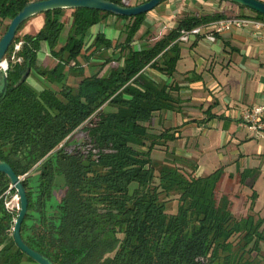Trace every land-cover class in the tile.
I'll use <instances>...</instances> for the list:
<instances>
[{
    "label": "trees",
    "instance_id": "trees-1",
    "mask_svg": "<svg viewBox=\"0 0 264 264\" xmlns=\"http://www.w3.org/2000/svg\"><path fill=\"white\" fill-rule=\"evenodd\" d=\"M37 1L0 0V24ZM107 1L132 7L130 0ZM65 11L71 23L58 46ZM42 15L35 35L18 36L29 20L18 28L4 59L21 41V62L8 64L0 94V163L22 178L27 197L23 243L51 264H264V216H233L228 194L220 192L223 169L199 177L193 163L168 152L176 138L157 133L153 121L171 110L170 89L143 75L150 68L172 76L180 32L222 17L183 14L160 39L135 50L146 14L123 18L79 9ZM109 17L125 23L119 39L97 33L87 45L89 30ZM41 42L56 62L50 70L36 65ZM86 67L95 72L85 77ZM27 69L28 78L33 73L41 80V91L27 80L18 85ZM70 76L81 80L69 85ZM154 150L167 158L152 161ZM253 179L248 170L237 175L251 190ZM9 187L0 173V264H35L9 238L13 216L4 202L15 194L4 196ZM256 198L252 191L249 211Z\"/></svg>",
    "mask_w": 264,
    "mask_h": 264
},
{
    "label": "crops",
    "instance_id": "crops-1",
    "mask_svg": "<svg viewBox=\"0 0 264 264\" xmlns=\"http://www.w3.org/2000/svg\"><path fill=\"white\" fill-rule=\"evenodd\" d=\"M247 12L219 0H167L145 15L132 47L139 50L157 41L175 27L183 14L198 17L219 15L226 19L251 16ZM62 20L70 26L69 11L64 12ZM43 23V15L30 19L22 34L35 35ZM124 24L114 17L107 18L89 30L87 45L97 33H102L107 40H118ZM179 50V60L172 76L150 68L143 73L154 83L169 87L173 100L171 110L156 114L154 127L174 134L176 141L172 147L167 146L176 156L196 161V176H207L221 167L225 172L231 171V175L251 171L253 188L259 195L256 201L264 202L260 197L264 190L259 194L255 190L257 185L264 188V136L260 140L251 138L240 120L246 110L264 105V40L253 38L249 30H234L217 35L213 43L202 38L191 39L179 44ZM55 64L48 45L41 42L36 65L50 70ZM106 70L107 67L100 75ZM94 72L95 69L86 67L83 75L86 77ZM33 80L38 89L31 86L41 91L40 80ZM80 80L75 77L73 84ZM175 143L179 145L175 147ZM189 145L200 150L190 153L186 150ZM193 152L197 155L194 156Z\"/></svg>",
    "mask_w": 264,
    "mask_h": 264
},
{
    "label": "water",
    "instance_id": "water-1",
    "mask_svg": "<svg viewBox=\"0 0 264 264\" xmlns=\"http://www.w3.org/2000/svg\"><path fill=\"white\" fill-rule=\"evenodd\" d=\"M165 0H148L142 4L132 7H121L107 0H42L32 2L24 6L15 17L9 22L5 33L0 38V66L3 65L5 54L14 41L18 28L31 18L42 15L50 11L57 10H93L110 14L114 17L133 18L139 15H145L157 8ZM228 3L242 7L255 14L264 17V2L259 0H225ZM27 69L20 78L18 85L24 83L29 75ZM7 88L6 74L0 72V94H3ZM0 173L9 181L11 188L14 189L19 199V211L12 229V239L17 249L26 255L36 264H51L40 254L29 249L21 240L20 228L27 211V197L25 190L9 165L0 163Z\"/></svg>",
    "mask_w": 264,
    "mask_h": 264
},
{
    "label": "built area",
    "instance_id": "built-area-1",
    "mask_svg": "<svg viewBox=\"0 0 264 264\" xmlns=\"http://www.w3.org/2000/svg\"><path fill=\"white\" fill-rule=\"evenodd\" d=\"M234 30H249L252 37L258 40H264V21L253 17H231L221 19L208 24L194 27L190 31H181L177 39L179 44L188 43L191 39L202 38L203 40L213 43L215 37L222 33H229ZM22 47V42H17L13 45L10 61L12 63H20L21 59L18 53ZM4 65V67H2ZM3 65L0 66V72L6 74L8 63L4 59ZM241 123L246 127L249 136L253 139L260 140L264 136V105L255 106L246 110L241 116ZM12 197V196H11ZM16 202L15 207L10 203L5 204V208L9 212L18 210V197L13 195Z\"/></svg>",
    "mask_w": 264,
    "mask_h": 264
},
{
    "label": "rangeland",
    "instance_id": "rangeland-1",
    "mask_svg": "<svg viewBox=\"0 0 264 264\" xmlns=\"http://www.w3.org/2000/svg\"><path fill=\"white\" fill-rule=\"evenodd\" d=\"M142 1L143 0H130L129 1V5L130 6H136V5H139ZM248 15H251V14L248 13ZM36 17H38V16H36ZM36 17L31 18V19H35ZM8 24H9L8 21H5L4 23L0 24V38L3 35V33H4V30H5L6 25H8ZM68 28L69 27L67 25H64V27H63V29L61 31V34H60L59 45L58 46H61V45L64 44V42L66 40L67 33H68ZM22 29L19 32L18 36H24L22 34ZM18 42H21V41H18ZM11 54H12V50L9 53L8 57L5 58V60L7 61L8 64L9 63H12L10 61ZM31 75L32 76L29 78V80H27V83L30 86L32 85V86H34L35 88L38 89V86L35 85V82H34L33 79H35L37 82H38L39 79L35 75H33V73ZM74 78H75L74 76L67 77L66 83L69 84V85H72V86L73 85L76 86V84H73ZM40 81H39V83L41 84L42 82H40ZM155 131H157V133H158L159 132V128L158 127H155ZM175 141L176 140H173L172 142H169L168 143V144H170L169 146L172 147V144ZM197 143H199V145H200V141H198ZM178 145H179L178 143H175L174 144L175 147H177ZM170 147H167L168 148V152H172L171 149H170ZM183 148H184V144H183ZM186 150L188 152L192 153L191 151L198 152L200 149H198V151H196L193 148L192 145H189V146L186 147ZM193 154H194V156L197 155L194 152H193ZM150 158H151L152 161L157 162V163H160V162H163L167 157H166V155H165V153L163 151L154 150V151L151 152ZM181 158H183V159H185V160H187V161H189V162H191L193 164L196 163V161L194 159H186L184 157H181ZM193 158H195V157H193ZM221 169H223V167H221ZM230 172L231 171H226L225 172V170L223 169L224 175L226 174L227 176L224 177V180H223L222 185H221L220 192H222V194H228L229 200H230V202L232 204L231 212H232L233 216H235L237 218H241V217H244L246 215L251 214L255 218L256 217H263L264 216V202L258 203L256 201L257 198H256V200L254 202V207H253L252 211H249L250 197H251L252 191H254V188L251 190L248 186H243V185L239 184L237 182L236 172L235 173H232L233 175H231ZM255 190H257L258 191V194H259V193H262V191L264 190V188L261 185H257V187H255ZM255 193L257 194V192H255ZM257 196H259V195H257ZM260 197H261V199H264V194H260ZM8 202L10 203L11 206L15 207L16 202H15V200L13 198V195H12V197H10V199L8 200ZM167 208H168V211L169 212H174V209H175V201L172 200L171 202H168ZM261 256H264V246H262V249H261Z\"/></svg>",
    "mask_w": 264,
    "mask_h": 264
},
{
    "label": "flooded vegetation",
    "instance_id": "flooded-vegetation-1",
    "mask_svg": "<svg viewBox=\"0 0 264 264\" xmlns=\"http://www.w3.org/2000/svg\"><path fill=\"white\" fill-rule=\"evenodd\" d=\"M20 179H22V178H20ZM10 190H14L13 188H11V186L9 187V189H8V191H6L5 193H4V196H9V191ZM15 192V191H14ZM14 195H16V193L14 194ZM18 197V196H17ZM9 199H10V197H9ZM8 199V200H9ZM8 200H5V202H4V209L6 210V212L7 213H9V214H11L12 216H13V219H12V221H11V228H10V230H9V238H11L12 239V229H13V225H14V222H15V219H16V217H17V214H18V211H19V208H18V210H14L13 212H9L6 208H5V204L6 203H9L8 202ZM18 207H19V199H18ZM22 240V239H21ZM12 241H13V239H12ZM15 245V244H14ZM17 248V247H16ZM22 253V252H21ZM26 256V255H25ZM36 264V263H35Z\"/></svg>",
    "mask_w": 264,
    "mask_h": 264
},
{
    "label": "bare ground",
    "instance_id": "bare-ground-1",
    "mask_svg": "<svg viewBox=\"0 0 264 264\" xmlns=\"http://www.w3.org/2000/svg\"><path fill=\"white\" fill-rule=\"evenodd\" d=\"M2 67H4V65Z\"/></svg>",
    "mask_w": 264,
    "mask_h": 264
}]
</instances>
